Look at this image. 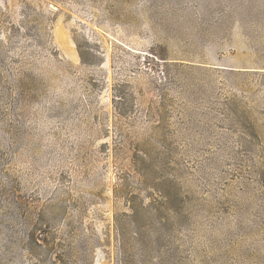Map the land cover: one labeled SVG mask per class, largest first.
Wrapping results in <instances>:
<instances>
[{
  "label": "rangeland",
  "instance_id": "obj_1",
  "mask_svg": "<svg viewBox=\"0 0 264 264\" xmlns=\"http://www.w3.org/2000/svg\"><path fill=\"white\" fill-rule=\"evenodd\" d=\"M0 264H264V0H0Z\"/></svg>",
  "mask_w": 264,
  "mask_h": 264
}]
</instances>
